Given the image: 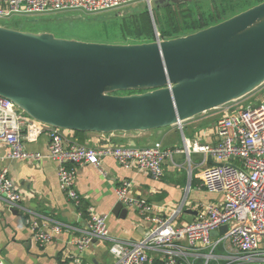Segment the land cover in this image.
<instances>
[{
	"label": "water",
	"instance_id": "water-1",
	"mask_svg": "<svg viewBox=\"0 0 264 264\" xmlns=\"http://www.w3.org/2000/svg\"><path fill=\"white\" fill-rule=\"evenodd\" d=\"M263 83L264 0L193 33L170 39L155 33L143 43L88 42L0 25V95L58 129L180 126ZM124 91L132 92L116 93ZM226 231L221 225L210 234Z\"/></svg>",
	"mask_w": 264,
	"mask_h": 264
},
{
	"label": "built area",
	"instance_id": "built-area-1",
	"mask_svg": "<svg viewBox=\"0 0 264 264\" xmlns=\"http://www.w3.org/2000/svg\"><path fill=\"white\" fill-rule=\"evenodd\" d=\"M140 2L152 14L154 0H0V19L14 14L70 9L99 13ZM30 118L12 101L0 95V143L8 146V152L2 158L39 161L46 157L53 160L58 165L59 186L75 204L80 203L74 187L76 168L86 164L99 165L101 158L106 156L114 158L121 167L145 171L154 179L163 176L162 164L173 153L188 155L192 151L220 162L206 166L201 173L202 184L208 190L222 194L220 206L202 205L192 222L174 225V215L180 209L166 217L152 215L153 205L132 195V182L124 180L116 190L118 200L134 206L143 218L154 222V227L137 241H122L110 236L106 214H98L92 207H87L85 229L77 240L79 248L88 246L93 240L108 241L113 264H152L154 256L162 264H194L191 253L201 248L209 252L207 264L218 245L231 251L223 264L258 259L259 241L264 236V103L232 110L227 107L214 123V144L201 143L198 138H184V147L180 149L164 148L161 143L146 147L119 145L110 137L102 147L65 145L60 129L50 127L47 152H30L23 142V129ZM39 132L40 129L36 130V134ZM234 160L240 162L235 164ZM0 201L10 208L19 207L21 202V194L4 166H0ZM221 225H226L227 231L213 239L210 231ZM61 230L62 224L59 223L54 224L50 232L36 228L34 238L37 242H49ZM180 240H184L187 247L180 245ZM0 264L8 263L0 256ZM72 264L84 263L75 258Z\"/></svg>",
	"mask_w": 264,
	"mask_h": 264
},
{
	"label": "crops",
	"instance_id": "crops-1",
	"mask_svg": "<svg viewBox=\"0 0 264 264\" xmlns=\"http://www.w3.org/2000/svg\"><path fill=\"white\" fill-rule=\"evenodd\" d=\"M161 1L164 0H154L152 7ZM207 1V6L215 2ZM141 6H145L149 11L148 7L140 2L99 13L114 11L112 17L114 15V18L121 22L125 15ZM106 17L111 16L103 14L95 19L102 20ZM260 103H264V83L245 97L185 120L180 126L112 133L60 129V133L65 145L102 147L107 137L115 144L135 147L161 143L164 148L180 149L184 147V138H198L201 143L214 144V123L224 114L227 107L232 110ZM28 121L23 129L25 149L45 154L50 140V126L31 118ZM39 129L40 132L36 134ZM7 152L8 146L0 143V166L8 169L10 178L21 194V202L17 208H10L0 201V256L8 264H72L75 258H79L84 264H113V257L108 251V241L93 240L88 246L79 248L77 240L85 229L87 217L84 213L87 207H92L98 214H106L110 236L122 241H137L154 227V222L143 218L134 206L125 205L118 200L116 190L124 180L132 182V195L153 205L152 215L166 217L180 209L174 215V225L192 222L202 205L220 206L223 201L222 194L208 190L201 179V173L206 166L218 165L220 162L201 153H173L171 158L164 160L163 176L160 179H154L149 173L133 167H121L110 156L101 158L100 164L96 166H78L74 187L81 204H75L59 186L56 162L46 157L39 161L3 159ZM238 162L240 161L234 160L233 163ZM119 202L123 204L124 211L120 208L121 210L114 212ZM11 209H15L16 213ZM56 223L62 224V230L54 234L49 242L41 243L35 240L36 228L50 232ZM219 235L220 233L211 237L215 239ZM179 243L187 247L184 240ZM208 253L205 248L192 252L193 263L205 264ZM258 253L257 260L243 259L238 264H264V236L259 241ZM230 255L228 248L218 245L207 264H223Z\"/></svg>",
	"mask_w": 264,
	"mask_h": 264
},
{
	"label": "trees",
	"instance_id": "trees-1",
	"mask_svg": "<svg viewBox=\"0 0 264 264\" xmlns=\"http://www.w3.org/2000/svg\"><path fill=\"white\" fill-rule=\"evenodd\" d=\"M223 1L211 2L209 10H207V7L192 4L197 0L179 4L164 0L157 2L156 6L152 7L153 21L147 8L141 6L125 15L119 23L123 40L121 42L143 43L153 41L155 38L154 25L161 39L184 36L227 19L263 0H236L226 5L222 4ZM190 5L195 6L193 12L188 10ZM131 92L128 91L127 93ZM119 93L125 94L124 92ZM83 210L82 212H84ZM152 264H162V261L155 258Z\"/></svg>",
	"mask_w": 264,
	"mask_h": 264
},
{
	"label": "rangeland",
	"instance_id": "rangeland-1",
	"mask_svg": "<svg viewBox=\"0 0 264 264\" xmlns=\"http://www.w3.org/2000/svg\"><path fill=\"white\" fill-rule=\"evenodd\" d=\"M233 1L236 0H224L222 4L226 5ZM192 4L206 7L208 1L197 0ZM194 7L190 5L188 10L193 12ZM207 10H209V6H207ZM113 12L95 14V12L88 13L80 9H70L36 14H14L11 17L0 19V25L22 31H48L60 38H74L88 42L123 43L121 42L123 40L120 34V22L118 18H114V15L112 17ZM103 14H108L112 18L95 19ZM127 92L124 91L125 94Z\"/></svg>",
	"mask_w": 264,
	"mask_h": 264
}]
</instances>
